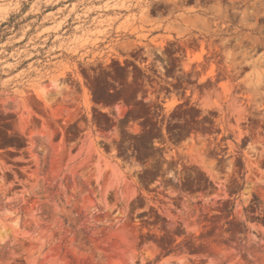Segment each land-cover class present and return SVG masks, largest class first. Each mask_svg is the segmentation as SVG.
<instances>
[{"label": "rangeland", "instance_id": "rangeland-1", "mask_svg": "<svg viewBox=\"0 0 264 264\" xmlns=\"http://www.w3.org/2000/svg\"><path fill=\"white\" fill-rule=\"evenodd\" d=\"M0 264H264V0H0Z\"/></svg>", "mask_w": 264, "mask_h": 264}]
</instances>
